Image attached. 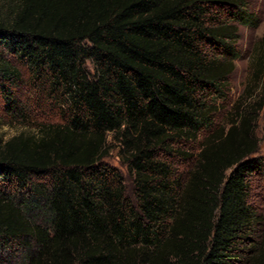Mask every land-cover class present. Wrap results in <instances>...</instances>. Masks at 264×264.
<instances>
[{
	"label": "trees",
	"instance_id": "1",
	"mask_svg": "<svg viewBox=\"0 0 264 264\" xmlns=\"http://www.w3.org/2000/svg\"><path fill=\"white\" fill-rule=\"evenodd\" d=\"M250 4L0 0L8 112L26 117L16 63L61 118L0 138V253L21 247L25 264H264V215L251 202L264 173V36L231 95L240 26L260 21ZM111 142L133 198L106 163Z\"/></svg>",
	"mask_w": 264,
	"mask_h": 264
},
{
	"label": "rangeland",
	"instance_id": "2",
	"mask_svg": "<svg viewBox=\"0 0 264 264\" xmlns=\"http://www.w3.org/2000/svg\"><path fill=\"white\" fill-rule=\"evenodd\" d=\"M250 7L251 12L256 14L260 21L257 28L240 26L241 38L239 48L242 55L236 61L238 69L231 83L233 86L231 94L233 101L242 93L246 83L253 45L257 39L264 36V0H251ZM15 65L22 71L24 80L15 90V94L18 103L25 110L26 117L24 118L21 114L15 112H8L6 107L7 103L0 92V138H3L5 141L20 134H36L37 125L40 123L54 124L61 122L60 110L55 102L47 94L46 96L34 87L31 83V75L25 67L16 63ZM221 119L222 117H219L218 121L221 122ZM257 136L261 142L259 152L256 156L262 157L264 160V108L259 119ZM118 153L119 149L117 144L111 142V151L106 159V163L119 169L123 173L126 181L127 194L130 198H133V180L127 168L121 163ZM193 166L194 161L191 160L184 166H181V170L189 169ZM252 180L251 202L264 215V173L254 176ZM25 256L26 252L21 247H13L12 250H6V252L0 253V263L25 264Z\"/></svg>",
	"mask_w": 264,
	"mask_h": 264
}]
</instances>
